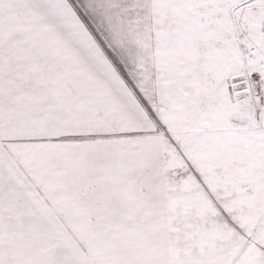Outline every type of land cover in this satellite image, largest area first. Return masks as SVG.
<instances>
[{
    "label": "snow or ice",
    "instance_id": "snow-or-ice-1",
    "mask_svg": "<svg viewBox=\"0 0 264 264\" xmlns=\"http://www.w3.org/2000/svg\"><path fill=\"white\" fill-rule=\"evenodd\" d=\"M0 264H264V0H0Z\"/></svg>",
    "mask_w": 264,
    "mask_h": 264
}]
</instances>
